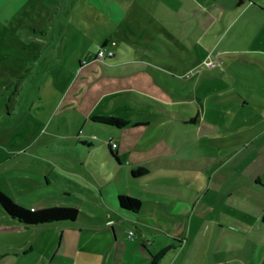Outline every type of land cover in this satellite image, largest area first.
Returning <instances> with one entry per match:
<instances>
[{"label": "crops", "instance_id": "crops-1", "mask_svg": "<svg viewBox=\"0 0 264 264\" xmlns=\"http://www.w3.org/2000/svg\"><path fill=\"white\" fill-rule=\"evenodd\" d=\"M88 2L108 20L109 38L125 50L110 48L114 55L102 62L110 95L121 98L123 91L149 98L142 84H163L164 75L170 91L172 82L191 81L194 100L202 81L204 109L195 122L204 118L206 140L219 148L200 163L145 160L133 150L147 146L118 141L114 130L107 142L81 137L89 157L77 144L72 145L77 155L64 152L79 175L59 173L52 162L48 175L66 191L82 194V204L106 207L105 214L63 205L79 209L76 220L25 225L0 206L9 218L0 222V264H264V0ZM205 60L215 61L214 66L207 67ZM111 115L131 121L125 127L108 125L112 129L134 123L125 113ZM136 120L144 124L148 118L137 113ZM112 143L118 159L110 153ZM98 145L104 152L91 150ZM141 165L150 172L179 166L205 173L186 174V183L155 186L144 178L147 174L132 175ZM156 188L176 198L150 195ZM120 194L139 198L138 211L122 208ZM53 227L61 230L59 237L49 232Z\"/></svg>", "mask_w": 264, "mask_h": 264}, {"label": "rangeland", "instance_id": "rangeland-1", "mask_svg": "<svg viewBox=\"0 0 264 264\" xmlns=\"http://www.w3.org/2000/svg\"><path fill=\"white\" fill-rule=\"evenodd\" d=\"M88 1L0 0V190L24 207L82 205L83 211L105 214L106 207L93 201L82 204V194L66 191L48 175V162L59 173L79 175L73 158L64 152L77 155L72 147L77 144L81 155L89 157L81 137L107 142L114 130L118 141L147 146L143 151L133 150L138 154L134 156L145 160L185 158L200 163L219 148L206 140L210 134L204 118L189 122L165 109L185 111L195 118L204 109L202 81L194 100L191 81L172 82L170 91L164 75L163 84H142L151 92L149 98L138 99L123 91L117 95L121 98L110 95V76L102 65L106 59L95 60V54L98 45L125 50L109 38L108 20ZM85 58L90 62L81 67L79 62ZM119 113L134 123L112 129L93 118ZM137 113L144 114L147 122L136 124ZM94 149L104 152L105 147ZM199 172L205 173L192 167H158L144 178L155 186H171L186 183V174ZM154 194L169 201L176 198L158 188L150 190ZM8 219L0 211V222ZM52 230L60 236V229Z\"/></svg>", "mask_w": 264, "mask_h": 264}, {"label": "trees", "instance_id": "trees-1", "mask_svg": "<svg viewBox=\"0 0 264 264\" xmlns=\"http://www.w3.org/2000/svg\"><path fill=\"white\" fill-rule=\"evenodd\" d=\"M93 118L94 120L100 121L107 125L117 127H125L131 123V121L127 118L114 115L94 116ZM111 147V155L118 159L117 152L113 150L115 147L113 143ZM149 172L150 168L144 165L133 168L131 171L134 177H141L148 174ZM118 202L122 208L130 209L133 212L138 211L142 204L139 198L124 194L118 195ZM0 206L8 214L18 219L25 225H40L59 221H74L79 215V209L74 206L55 205L38 209L27 208L12 200L2 190H0ZM150 264H155V260H153Z\"/></svg>", "mask_w": 264, "mask_h": 264}, {"label": "built area", "instance_id": "built-area-1", "mask_svg": "<svg viewBox=\"0 0 264 264\" xmlns=\"http://www.w3.org/2000/svg\"><path fill=\"white\" fill-rule=\"evenodd\" d=\"M114 55V51L110 48H108L106 45H98V50L95 54V60L98 59V60H105L106 58L108 57H111ZM88 62H90V59L89 58H85L83 61H82V64H87ZM215 64V61L213 60H207L204 62V65H206L207 67H212L214 66ZM82 133V130L80 131ZM96 137V136H95ZM114 146H116L115 143H113ZM132 234V232H130Z\"/></svg>", "mask_w": 264, "mask_h": 264}, {"label": "water", "instance_id": "water-1", "mask_svg": "<svg viewBox=\"0 0 264 264\" xmlns=\"http://www.w3.org/2000/svg\"><path fill=\"white\" fill-rule=\"evenodd\" d=\"M192 121H196V117ZM141 123H143V122H141Z\"/></svg>", "mask_w": 264, "mask_h": 264}]
</instances>
